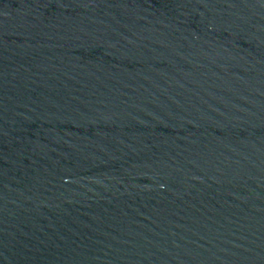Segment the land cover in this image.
I'll use <instances>...</instances> for the list:
<instances>
[{
    "label": "water",
    "instance_id": "1",
    "mask_svg": "<svg viewBox=\"0 0 264 264\" xmlns=\"http://www.w3.org/2000/svg\"><path fill=\"white\" fill-rule=\"evenodd\" d=\"M0 264H264V0H0Z\"/></svg>",
    "mask_w": 264,
    "mask_h": 264
}]
</instances>
